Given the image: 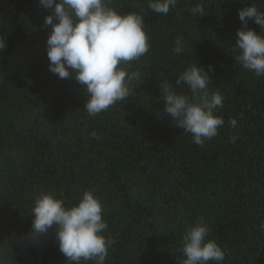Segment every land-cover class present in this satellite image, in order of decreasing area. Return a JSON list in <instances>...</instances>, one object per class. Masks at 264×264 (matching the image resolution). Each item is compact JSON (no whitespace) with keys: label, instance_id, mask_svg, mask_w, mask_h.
<instances>
[{"label":"trees","instance_id":"1","mask_svg":"<svg viewBox=\"0 0 264 264\" xmlns=\"http://www.w3.org/2000/svg\"><path fill=\"white\" fill-rule=\"evenodd\" d=\"M197 4L204 15L191 13ZM248 5L264 11V0H177L164 15L148 0H110L144 17L150 49L123 65L140 73L130 97L90 117L79 82L49 71L52 9L0 0V264H71L56 225L32 232V209L42 192L70 207L88 190L115 241L105 264H181L184 233L201 217L226 252L221 264H264V76L234 58L238 13ZM248 27L264 31L251 20ZM197 63L209 70V91L224 98L215 115L225 123L203 145L171 123L159 87L167 80L191 95L175 81Z\"/></svg>","mask_w":264,"mask_h":264},{"label":"clouds","instance_id":"2","mask_svg":"<svg viewBox=\"0 0 264 264\" xmlns=\"http://www.w3.org/2000/svg\"><path fill=\"white\" fill-rule=\"evenodd\" d=\"M51 14L45 25L51 26L47 38L49 71L60 79L74 78L87 94L84 107L90 117L106 111L118 101L130 97V83L140 79V73L127 72L123 65L144 56L150 49L149 37L144 27V17L135 12L123 14L109 7L110 0H39ZM177 0H148V7L157 14H168ZM191 13L202 16L205 9L197 4ZM242 26L237 29L235 46L239 50L235 61L256 76H264V31L248 27L253 21L264 29V11L255 5L239 10ZM6 46L0 40V50ZM185 47L182 38L175 41L174 52L180 54ZM209 70L198 63L179 74L176 86L186 85L191 95L178 92L167 80L159 87L164 101L163 111L171 123L190 133L192 142L203 145L212 139L225 121L215 115L223 106V96L209 91ZM230 125L236 127L237 120ZM92 137L99 139L93 132ZM237 137H231L235 142ZM32 232L43 235L56 225V241L61 253L71 264H105L114 240L105 235L108 228L103 218L104 206L93 191L82 194L80 200L66 206L63 199L53 193L36 196L32 209ZM264 230V224L258 225ZM210 228L203 217L189 227L183 236L180 249L184 259L181 264H221L226 252L214 239H209Z\"/></svg>","mask_w":264,"mask_h":264}]
</instances>
